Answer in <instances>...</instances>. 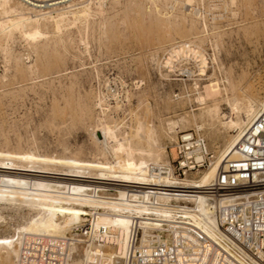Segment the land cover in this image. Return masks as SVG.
Wrapping results in <instances>:
<instances>
[{"label": "rangeland", "instance_id": "obj_1", "mask_svg": "<svg viewBox=\"0 0 264 264\" xmlns=\"http://www.w3.org/2000/svg\"><path fill=\"white\" fill-rule=\"evenodd\" d=\"M185 2L158 0V15L148 0H106L104 14L89 29L73 30L66 55L59 49L42 57L20 41L8 55L0 50V160L37 162L54 173L78 157L102 165L92 133L103 98V117L132 133L156 131L170 159L176 136L194 127L179 124L174 132L170 124L199 112L198 92L210 80L233 82L240 95H262L264 0H192L188 10ZM162 51L167 52L161 58ZM202 60L205 73L199 71ZM201 129L211 155L225 148L229 133L236 134L222 130L212 136L209 127ZM27 213L1 212L6 218L0 235L12 234Z\"/></svg>", "mask_w": 264, "mask_h": 264}, {"label": "bare ground", "instance_id": "obj_2", "mask_svg": "<svg viewBox=\"0 0 264 264\" xmlns=\"http://www.w3.org/2000/svg\"><path fill=\"white\" fill-rule=\"evenodd\" d=\"M186 1L184 8L188 10L192 0ZM47 2L53 3L52 6L39 11L22 0H0V50L4 54L14 52V45L20 41L26 43L29 52L39 53L42 57L58 54L59 49L66 55L74 40L73 30L81 33L89 29L96 22V16L104 14L107 4L106 0ZM148 4L150 8H155L158 15L161 13L158 0H148ZM83 44L87 47L85 41ZM172 59L167 58L171 68ZM201 62L199 71L205 73V61ZM37 64L36 60L27 67L33 70ZM194 84L198 88V83ZM203 89L202 92L197 91L196 100L202 105L199 112L171 123L169 130L175 132L179 124L182 127L193 124L198 128L209 127L212 136L222 130H236V134H228L225 148L210 157L208 167L199 175L182 177L187 186L209 184L224 165L225 158L235 155V144L245 128L264 111V93L259 96L254 92L240 95L233 82L227 86L213 79ZM105 102V98L98 102L102 117L98 118L92 133L105 159L102 165L85 162L78 157L65 160L68 165L54 173L37 162H31L29 166L18 165L13 159H6L7 162L0 160V213L28 211L31 214L27 213L30 217L26 222L24 218V224H18L12 234L9 231L0 235V264H15L25 243L68 235L74 238V242L66 245L67 249L60 255L69 259V264H124L130 253L132 223L138 222L145 234L147 228L161 224L154 222L156 217L171 219L173 213L165 203L172 197L158 194L156 199L162 204L148 205L144 202L148 194L143 193L141 197L138 189L127 186H137L136 182L174 185L173 178H178L169 169H162L170 160L157 139L156 131L141 129L132 133L124 128L117 129L115 120L103 117ZM223 103L228 106V111L222 110ZM169 136L172 138L175 135ZM205 148L208 151L206 142ZM196 156H200L198 151ZM207 191L210 189H200L189 199L191 204L187 205L189 207L183 215L203 233L214 238L217 234L216 222L208 205ZM20 216L23 217L22 214ZM3 218L5 220L6 217L0 214V220ZM0 223L3 225L4 222ZM102 228L104 232H101ZM100 236L106 241H97ZM204 259L197 264H202ZM216 262V257H213L205 264Z\"/></svg>", "mask_w": 264, "mask_h": 264}, {"label": "built area", "instance_id": "obj_3", "mask_svg": "<svg viewBox=\"0 0 264 264\" xmlns=\"http://www.w3.org/2000/svg\"><path fill=\"white\" fill-rule=\"evenodd\" d=\"M39 11L53 3L47 0H22ZM57 3V2H55ZM167 51H162L161 58ZM196 151L200 156H196ZM169 169L178 178L172 184L138 183L140 196L148 194V205L162 204L156 197H172L165 203L173 213L170 220L156 217L161 222L153 228L132 223L129 238L130 253L124 264H197L205 257H216V264H264V111L249 124L235 144V155L226 157L209 184L187 186L182 177L197 169L212 157L205 148L201 128L191 127L179 132L174 142ZM210 186V187H205ZM210 189L208 205L216 222L215 237L203 233L183 215L189 199L199 190ZM104 232V228L101 229ZM103 235V234H102ZM105 242L102 236L96 238ZM74 242L70 235L40 242L25 243L15 264H69L60 255L66 245ZM212 262V261H211Z\"/></svg>", "mask_w": 264, "mask_h": 264}]
</instances>
